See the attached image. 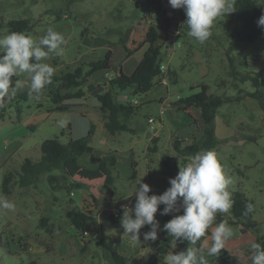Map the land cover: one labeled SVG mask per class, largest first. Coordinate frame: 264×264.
I'll use <instances>...</instances> for the list:
<instances>
[{
    "label": "rangeland",
    "instance_id": "1",
    "mask_svg": "<svg viewBox=\"0 0 264 264\" xmlns=\"http://www.w3.org/2000/svg\"><path fill=\"white\" fill-rule=\"evenodd\" d=\"M2 18L30 19L34 28L28 34L34 40L45 35L49 27L64 35L63 54L50 53L44 61L55 68V73L104 57L112 50V69L96 72L91 80L107 85L109 77L121 68L127 74L134 72L147 48L146 44H140L149 24L153 23L159 29L163 65L176 75L168 74V85L159 83L147 93L129 94V100L136 99L135 104L141 107L136 115L126 120L134 131L115 135L105 131L99 103L93 95L71 101L74 105L63 111L55 109L42 92L38 99L32 97L23 102L22 118L10 106L12 99L5 101L6 110L0 107V113L5 114L0 117V197L12 201L15 208L11 211L0 209V264H29L32 260L43 264H112L110 253L95 240L94 233L99 229L106 232L119 251L129 258V264L147 260L151 255L150 241H145L143 234L150 226H144L140 240H134L124 232L121 220L125 209L131 213L134 207L138 181L143 180L151 186L150 195L162 194L170 187L169 178L178 174L179 165L188 162V158H181L174 151L176 137L173 136L190 138L187 143L192 134L200 139L203 125L186 113L172 110L171 102L198 91L202 83L209 86V93L229 98L219 108L215 119L219 145L212 150L231 180L228 190L232 194L236 190L245 193L253 202L254 219L258 221L256 233L240 224H229L226 218L224 222L233 229V237L224 247L231 256L227 264H251L250 245L257 242L258 237H264V110L257 99L248 95L257 88L250 81L234 79L230 71L235 66L243 73L255 75L263 71L264 74V34L254 43L242 42L234 33L235 18L221 16L213 22L210 37L200 43L176 22L171 28L164 27L161 13L155 14L152 20H143L135 0H0ZM130 25L137 27V44L128 55L119 39ZM6 34H9L7 28H0V36ZM14 79L25 85L17 94L28 89L30 80L26 73ZM162 108L166 110L164 113H161ZM91 122L96 124L91 141L94 155L80 156L79 163L91 167L92 157L114 153L117 156L113 171L116 180L113 187L105 190L103 200L94 209V233L83 236L71 226L67 212L72 207L85 209L88 206L90 198L86 188H75L71 192L66 188L53 190L47 173L34 185H17L11 194L3 192L2 184L8 172L21 171L25 157L40 156L43 139L59 137L66 143L72 138L83 137ZM183 122L188 126H183ZM156 131L160 147L151 152L153 142L148 135ZM132 153L138 162L136 177H133ZM165 156H168V164L164 162ZM53 173L59 174V171ZM124 206L119 216L114 217L113 225L109 217ZM161 211L160 206L156 219L163 227ZM42 217L48 218L45 227L39 226ZM163 236L164 231L158 230V238ZM187 247L188 242L178 241L175 251ZM208 260L209 264H218L215 256Z\"/></svg>",
    "mask_w": 264,
    "mask_h": 264
},
{
    "label": "trees",
    "instance_id": "2",
    "mask_svg": "<svg viewBox=\"0 0 264 264\" xmlns=\"http://www.w3.org/2000/svg\"><path fill=\"white\" fill-rule=\"evenodd\" d=\"M135 6L142 14V19L152 20L157 13L163 15V25L171 28L176 24L185 31H189L185 21L187 19L184 10L173 9L168 0H135ZM264 15V0H237L236 11L224 16L226 18L234 17L237 23L235 28L236 37L246 43H254L259 36L264 34V27L258 25V19ZM185 24V25H184ZM6 27L8 33L23 32L28 34L34 28V24L28 18L20 19H0V28ZM136 25H130L125 34L120 37L119 42L123 45L127 54L133 52V47L137 44ZM159 29L150 23L145 34L144 41L140 44L147 45L143 57L132 74H127L121 68L119 72L108 81L107 84L90 83L92 76L100 71L108 72L112 69V50H108L104 57L82 62L72 69L55 73L52 83L43 89L49 100L55 105L57 110H69L74 104L73 100H81L88 95H93L99 103V109L102 114V125L106 132L115 135L122 131L133 132L134 129L129 126L126 120L130 119L140 111V105L132 103L129 99L120 101L117 94L130 93L140 95L150 91L155 85L162 83L161 65L162 44L159 43ZM232 61V60H231ZM176 75L169 70L168 74ZM230 74L234 79L242 82L250 81L256 91L249 92V96L257 99L259 105L264 110V74L263 71L255 75L243 73L232 66ZM86 84V87L84 85ZM198 91L180 97L171 102L172 110L186 113L196 121H201L203 125V134L200 139L194 137L186 143L184 139L176 137L173 141V149L181 158H188L203 150H212L219 145L216 136L215 119L219 108L227 103L228 97L209 93V86L205 83L198 85ZM35 98V96H33ZM32 98V97H31ZM28 96V89L20 91L12 98L10 106H13L19 118H22L23 102L31 99ZM37 99V98H36ZM42 104H38L41 107ZM2 111L6 107H1ZM197 113V116L195 113ZM5 114L0 113L3 118ZM96 131V124L91 122L88 133L79 138L70 139L68 142H62L59 137L45 138L40 143V156L25 157L20 172H8L3 179L2 189L5 194L13 193L15 187L20 185L28 187L36 184L42 174H48V182L52 189L66 188L73 191L75 188H86L89 194V203L85 209L72 207L67 212L71 226L83 236L94 232L93 212L98 208L104 198L105 190L115 185L116 177L114 169L117 165V156L114 153L101 156V160L92 161L91 167H84L79 163V157L88 153L94 155V148L91 141ZM153 145L151 152L158 151L159 138H152ZM133 177L137 176L138 162L132 153ZM165 164H168V156L164 157ZM58 170L59 174L53 171ZM61 176V178H60ZM234 203L228 214H217L216 223L224 222L227 218L229 224H240L244 228L252 229L258 232V221L254 219V212L244 215L246 203L253 202L244 192L236 190L232 194ZM180 212H173L162 216V225L172 219L175 215L182 214V202H178ZM164 205H161V210ZM93 208V209H91ZM114 225V216L109 217ZM48 225V218L42 217L39 222L40 227ZM98 241L111 255L112 264H129V258L119 251L118 246L112 242L106 232H102ZM171 237L164 232L162 238L156 241H150L148 244L151 250L150 257L141 264H160L162 257L171 248ZM257 243L264 246V237H258ZM85 249V248H84ZM230 253L222 248L220 253L215 256L218 264H227L230 261ZM29 264H43L32 260Z\"/></svg>",
    "mask_w": 264,
    "mask_h": 264
},
{
    "label": "clouds",
    "instance_id": "3",
    "mask_svg": "<svg viewBox=\"0 0 264 264\" xmlns=\"http://www.w3.org/2000/svg\"><path fill=\"white\" fill-rule=\"evenodd\" d=\"M173 9H183L188 35L204 43L211 35L213 22L236 11L237 0H168ZM184 24V25H185ZM264 27V15L258 19ZM66 44L62 33L49 27L46 34L34 40L29 34L11 32L0 36V107L10 101L24 82L14 79L26 73L30 80L28 96L39 98L43 89L52 83L55 68L44 61L50 53L63 54ZM63 122H61L62 126ZM231 183L215 151L203 150L179 165L178 174L169 178L170 187L162 194H149L151 186L143 180L137 182L136 200L131 213L124 211L121 227L132 239L140 240L141 229L145 241H156L158 230L171 237V249L162 257V264H209L208 257L217 256L225 243L233 237V229L226 222L215 223L217 214H228L234 200L228 190ZM160 227L156 214L164 205L161 215L180 212ZM15 204L0 197V209L14 210ZM254 205L246 203L244 215L253 213ZM188 242V247L175 251L177 242ZM251 264H264V246L252 242Z\"/></svg>",
    "mask_w": 264,
    "mask_h": 264
},
{
    "label": "built area",
    "instance_id": "4",
    "mask_svg": "<svg viewBox=\"0 0 264 264\" xmlns=\"http://www.w3.org/2000/svg\"><path fill=\"white\" fill-rule=\"evenodd\" d=\"M161 71H162V76H161V81H162V83L163 84H166V85H168V71H169V68L167 67V66H165V65H161ZM109 75H108V73H107V77H108ZM112 77H109V80L111 79ZM132 103H137V100L135 99L134 101H132ZM166 110H165V108H162V110H161V113H164ZM154 126H153V124H151V128H153ZM190 158V157H189ZM123 208H125V206L124 207H120L119 209H118V212L116 211V212H114V217H118L119 216V212L121 213V210L123 209ZM142 230V229H141ZM140 230V231H141ZM94 233V232H93ZM92 233V234H93ZM101 234H102V230L101 229H99V230H97L95 233H94V236H95V238L96 237H100L101 236ZM85 235H88L87 233L85 234ZM84 235V236H85Z\"/></svg>",
    "mask_w": 264,
    "mask_h": 264
},
{
    "label": "crops",
    "instance_id": "5",
    "mask_svg": "<svg viewBox=\"0 0 264 264\" xmlns=\"http://www.w3.org/2000/svg\"><path fill=\"white\" fill-rule=\"evenodd\" d=\"M168 50H169V48H167ZM94 82V81H93ZM180 98V97H179ZM117 99H119V100H124V101H126L127 99H129V96H127V93L125 94V93H120V94H117ZM169 113L171 114L172 112L171 111H169ZM183 126H188V123L186 122H183ZM155 130H157V129H155ZM158 131V130H157ZM157 131H156V133L153 135V134H151V133H149V135H148V139L150 140V139H152L153 137H158L159 136V134L157 133ZM173 137H178V138H181V139H184L185 140V142L187 143V141L190 139V138H184V137H180V136H177V135H175V136H173ZM194 137H196V136H194L193 134H192V138H191V140L194 138ZM197 138V137H196ZM159 144H160V141H159ZM160 147V146H159Z\"/></svg>",
    "mask_w": 264,
    "mask_h": 264
},
{
    "label": "water",
    "instance_id": "6",
    "mask_svg": "<svg viewBox=\"0 0 264 264\" xmlns=\"http://www.w3.org/2000/svg\"><path fill=\"white\" fill-rule=\"evenodd\" d=\"M90 83H92V81H90ZM130 93L128 92L127 93V96L129 95ZM99 160H101V157H92V161H99ZM61 178V177H60ZM161 227V229L163 228L162 226H160Z\"/></svg>",
    "mask_w": 264,
    "mask_h": 264
}]
</instances>
